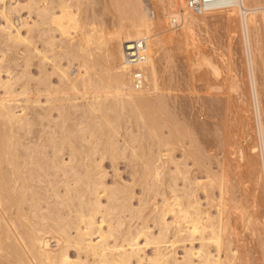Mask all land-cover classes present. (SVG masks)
<instances>
[{
  "label": "bare ground",
  "instance_id": "1",
  "mask_svg": "<svg viewBox=\"0 0 264 264\" xmlns=\"http://www.w3.org/2000/svg\"><path fill=\"white\" fill-rule=\"evenodd\" d=\"M218 15L239 32L246 83L235 56L213 39L209 52L198 42L196 29ZM0 16V264H252L255 245L251 257L264 264V0L199 11L183 0H0ZM180 54L193 74L215 80L203 77L206 90L232 95L242 91L239 80L248 87L238 93H248L245 107L235 105L251 134L240 142L223 135L213 106L214 125L195 119L220 100L215 92L192 97L202 113L188 117L176 98Z\"/></svg>",
  "mask_w": 264,
  "mask_h": 264
},
{
  "label": "rangeland",
  "instance_id": "2",
  "mask_svg": "<svg viewBox=\"0 0 264 264\" xmlns=\"http://www.w3.org/2000/svg\"><path fill=\"white\" fill-rule=\"evenodd\" d=\"M145 1H146L147 3H150V0H145ZM26 2H27V0H11V1H10V0H6V3H7L8 5H9V4H12L13 6H21V5L26 4ZM16 4H17V5H16ZM27 13H28V12H27V11H24V10H21V11H20V14L22 15V18H23L24 20L26 19L30 24H32V23L34 22V20H36V19H35L36 16H35V14H34V16H33V14H32L31 16H29V14H27ZM218 16H219L220 18H219ZM218 16L211 17V19H213V20L216 19L215 21L209 20V22H208L207 25H204V26L202 25V26H200V28L196 29V32H197V34H198V38L200 39L198 42H200L199 44H200L201 46L203 45V46H202L203 49H206V50H208V52H209V50L211 49V47H210L211 44H210L209 40H210V39H213V41L211 40V42H214V41H215V42H214V43H215L214 45H215V47H216L217 49H219V52H221V53H223V54H226V55H228V53H230L231 56H235V57H234V58H235L234 60H233V58L231 59L232 62H235V63H233V66H235V67L233 68V70H234V69L237 70L236 72H238V73L235 72L237 78L240 79V80H245L244 83H246L247 78H246L245 76H246L247 74H245V75L243 74V75H242L243 70L245 69V67L243 68V66L240 65V64L243 63V61H242L243 59L241 60L240 57H244V55L241 56V53H240L241 51H242V53H243V50L241 49V47L243 46V44L240 43V42H241V40H240L241 38H240L239 35H238L239 32H238V34H237V32L235 33L236 28H233V27L231 26V27L233 28V30H232L231 27H228V22H226L227 24L225 23V21H226L227 19H225L224 17H222V16H220V15H218ZM217 17H218L219 19H218ZM221 18H223V19H225V20L222 21L223 19H221ZM218 20H219V21H218ZM221 21H222V22H221ZM217 22H218V23H217ZM223 22H224V24H223ZM0 24H1L2 26L4 25V23H3V19L1 18V16H0ZM219 25H220V26H219ZM221 26H222V27H221ZM225 26H226V27H225ZM227 27H228V28H227ZM212 28H214V29H212ZM223 28H224V29H223ZM229 28H231V30H229ZM222 29H223V30H222ZM226 29H227V31H226ZM22 32H23V34H24L25 30H23ZM213 32H214V33H213ZM225 32H226V33H227V32H228V33H229V32L231 33V34L229 33V34L231 35V39H230L231 41L229 40V36H230V35L227 34L228 37H227V39L225 38V36H227V35H225ZM232 32H233V33H232ZM236 34H237L238 37H236ZM232 35H233V36H232ZM208 36H209V38H208ZM234 36H235V37H234ZM210 37H211V38H210ZM212 37H213V38H212ZM232 37H234V38H232ZM235 38H236V39H235ZM207 39H209V40L207 41ZM223 39H224V40H223ZM225 39H226V40H225ZM227 40H228V41H227ZM203 41H205V43H204ZM229 41H230V42H229ZM232 41H233V42H232ZM261 41H262V42H261L260 45H261L262 49L264 50V35H262V40H261ZM206 42H207V43H206ZM228 42L231 43V44H229ZM208 43H209V44H208ZM232 43H233V46H232V49H233V50H231V45H232ZM238 43H239V44H238ZM204 44H205V45H204ZM240 44H241V46H240ZM209 45H210V46H209ZM228 46H229V47H228ZM206 47H207V48H206ZM209 48H210V49H209ZM229 48H230V49H229ZM242 48H243V47H242ZM0 49H1V48H0ZM228 49H229V50H228ZM230 51H231V52L234 51V52L231 53ZM210 52H211V51H210ZM234 54H235V55H234ZM184 55H185V54H184ZM184 55H183V54H180L181 57L184 56ZM181 57H179L180 60H179L178 58H177V60H176V62L179 60V61L177 62V64H178L177 66H179V67H178V68H179V70H178L179 73H178V74H180V75H179V84H180V85L178 84V86H177L179 90L176 89V92H178V93L176 94V96L179 95L180 92H181L183 95H179V96H177L176 98H179V100H178V99H177V100H178L179 103H181V105H183V103H185L184 100L186 101V105H185V104H184V105H185L186 107L189 106V109L185 107L184 110H186L185 112L189 115L188 117L192 116L191 118H193V117L195 118L196 115H197L198 113H202V112H199V111H201V110H199L200 107L198 106V104L200 105V103H199L200 101L197 102V103L194 101V100L197 98L198 95H199L200 97H201L202 95H203L204 97L207 96V97H206V100H207V98L209 97L207 94H210V92H212V93L215 92V94H214L215 99H214V100H216V99H220V100H221L222 98H223V99L226 98V100H223V99H222L223 101H222V100H221V101H220V100H218V101L216 100L217 102H220V103H221V104L218 103V104L220 105V108H219L218 104L216 105L217 102H216L215 104H213V103H212V104H209V103H208V104H207V107H208V105H209V106L211 105V108H212V109H209V107H208V108L206 109V111H205V115L202 114V115H203V116H202V115L200 114V116H198V115H199V114H198V115H197V118H195V119H197V121H198L199 123H203V124H206V123H207V124H210V122H211L210 120H212V122H213V120L215 119V127H216L217 125H220L219 127H220V129L222 130L221 133H222L223 135H225V134H227V133H230L229 136H230V137H235V139L237 138V141H239V142H240V141L242 140V138L244 137V133H243L244 131H246L248 134H251L250 132H252V131L249 130L250 128L248 129L247 126H245V125H246L245 122L247 121V120H246V117H247L246 115H247V114H246V113H243V112L241 111V108H243V107H245V106H242V107L240 106L242 103H243V105H244V102L240 103L241 98L244 97L243 99L246 100L245 98H246V97L248 98V93H247V96H244V95H245V94H244L243 97H242L241 94H240L241 96L238 94V93H240V92H243V93H244V91H247V89H248V87L246 86L247 84L245 85V86H246V89H245V87H244V83H243L242 81L239 80V83H240V84H243V85H242V91H241V89H240L238 92H233V93H235V94H232L233 96L230 94L231 92L229 93V91L227 92V94H228V95H227V94H226V91H227V90H225L224 88H223L222 90L220 89L221 92L218 91V89H217V91H216V90H215V91H214V90H213V91H212V90H206V89H205V87H206L205 84L207 83V81H206V82L204 81V83H205V84H204L202 80L204 79L203 77H205V79L208 80V81L210 82V81H211V78H210L211 76H210V74L205 73L207 76H208V75L210 76V77L208 76V79H207V78H206V75H204V74L201 73V72H197L199 75H198L197 73H194V74H196V76H197V75L200 76V78H201V75H202V78L200 79V81H202V82H201V84H199L200 81H199V80H198L199 82L197 81V79H199V78L195 79V76H194V74H193L192 71H191L192 68H191L190 65H189V64H190L189 60H188V62H187L188 64L185 65V64H183L182 62L185 63L187 60H186V61H184V60H185V58L187 59V57L184 56L185 58L182 57V59H181ZM1 58H2V53L0 52V59H1ZM236 59H237V61H236ZM239 59H240V60H239ZM258 60H259V70H260V71H259V80H260V98H261V102H262L261 104H263V106H264V52H263V54H262V58H261V60H260V59H258ZM238 61H239V62H238ZM260 61H261V62H260ZM240 62H241V63H240ZM179 63H180V64H179ZM237 63H240V64H237ZM180 65H181V67L183 66L182 68H185L184 66H186V68L188 69V71H183V69H180ZM242 65H244V64H242ZM187 66H188V67H187ZM233 66H232V67H233ZM238 66H239V67H238ZM240 66H241V67H240ZM186 68H185V69H186ZM189 68H190V69H189ZM236 68H239V70L236 69ZM240 68L242 69L241 71H240ZM185 69H184V70H185ZM187 69H186V70H187ZM235 70H234V71H235ZM182 72H183V73H182ZM239 72H240V73L242 72V73L240 74ZM244 72H245V70H244ZM181 73H182L183 75H182ZM186 73H187L188 75H186ZM245 73H246V72H245ZM224 74H225V73H224ZM184 75H186V76H184ZM190 75H191V76H190ZM203 75H204V76H203ZM181 76H182V77L184 76V77L181 78ZM188 76H189V77H188ZM198 76H197V77H198ZM243 76H244V78H242ZM260 76H261V77H260ZM186 77L188 78L187 80H189V82H188L187 84H185V83L187 82ZM180 78H181V79H180ZM184 78H185V79H184ZM193 78H194L196 81H195ZM212 78H213V77H212ZM183 79H184L186 82L183 81ZM212 81L215 82V80H213V79H212ZM212 81H211V82H212ZM230 81H231V78L228 76V77H227V82L230 83ZM180 82H181V83H180ZM183 82H184V83H183ZM195 82H198V83H197L198 85H197ZM202 83H203L204 85H202ZM193 84H194L195 86H199V87H200V85H201V87L203 86L204 89L202 90L203 87H202V88L200 87L199 89H197V90H200V91L197 92L196 90H194L196 87L193 86ZM186 85H187V86H186ZM179 86H182V88L184 87L185 89L187 88V89H189V90L187 91V89L185 90V89L183 88V89H184V91H183V89L180 88ZM191 87H192V89H191ZM225 87H226V86H225ZM197 88H198V87H197ZM181 89H182V90H181ZM226 89H227V87H226ZM177 90H178V91H177ZM201 90H202V92H201ZM223 90H224L225 92H224ZM243 90H244V91H243ZM179 91H180V92H179ZM190 91L193 92V93L196 91V92H197V93L195 92V95H196V96H195L193 93H190ZM222 91H223L224 93H223ZM176 92H175V90L173 91L174 94H175ZM183 92H185V94H184ZM186 92H189V93H186ZM199 92H200V93H199ZM208 92H209V93H208ZM201 93H202V94H201ZM205 93H207V94H205ZM216 93H218L219 95L216 94ZM220 93H221V94H220ZM188 94H189V95L192 94V96H188ZM224 94H226V95H224ZM184 95H185V96H184ZM186 95H187L188 97H190L191 99H188V97H187ZM222 95H224V96H226V97H224V96H222ZM229 95H231V96L233 97L234 100H233V99L231 100V96H229ZM180 96L183 97V98H182L183 100H180V98H181ZM219 96H220V97H219ZM228 96H229V97H228ZM184 97H185V98H184ZM192 97H193L194 100L192 99ZM202 98H203V97H202ZM202 98H201V99H202ZM228 98H229V100H228ZM186 99H187L188 101H187ZM209 99H210V97L208 98V100H209ZM190 100H193V101L190 102ZM199 100H200V99H199ZM214 100H213V101H214ZM227 100H228L229 102H228ZM213 101H212V102H213ZM224 101H225V103H226V105H227L226 107H225V105H224ZM182 102H183V103H182ZM230 102H231V104H230ZM191 103H193V104L195 103L197 106H194L195 104L193 105V104H191ZM228 103H229L230 105H228ZM235 104H236V105H239V104H240L239 106H240L241 108L238 107V106H236ZM184 105H183V106H184ZM190 105H193V106L190 107ZM245 105H246V104H245ZM212 106L215 107V108H214L215 111L213 110V107H212ZM228 106H229V107L231 106V107L229 108ZM235 106H236V108H235ZM192 107H194V108L192 109ZM237 107H238L239 109H238ZM190 108H191V109H190ZM196 108H197V109H196ZM226 108H227V109H226ZM228 108H229V109L232 108V109H231V112H233V114H232L233 116L230 114L231 112H228V111H230ZM233 108H234V110H235V109H236V110L234 111ZM194 109H195L196 111H195ZM219 109L221 110L220 112H219ZM237 109H238V111H237ZM187 110H188V112H187ZM189 110H190V112H189ZM192 110L195 111V112L193 111V115H191V111H192ZM210 110H211V112L214 111V115L216 114V115H215V118L213 117L214 119H211V117H212L213 115L210 114ZM212 110H213V111H212ZM226 110H227V112H225ZM232 110H233V111H232ZM202 111H203V110H202ZM207 111H208V113H207ZM223 111H224V112H223ZM234 112H235V115H234ZM203 113H204V111H203ZM226 113H227L228 116L226 115ZM208 114H210L211 117H210V115H208ZM229 114H230V115H229ZM194 115H195V116H194ZM220 115H222V116H220ZM224 115L226 116L227 119L225 118V120L223 121L222 118L225 117ZM206 116H207V117H206ZM230 116H232V117H230ZM208 117H209V119H208ZM242 117H243V118H242ZM191 118H190V119H191ZM199 118H200V120H199ZM205 118H206V119H205ZM228 118H230L231 120H230V121H227ZM217 119H221V121H223V122L226 121V122H225L224 124H223V122L220 124V123H219L220 120H217ZM204 120H205V121H204ZM207 120H208V121H207ZM221 121H220V122H221ZM212 122H211V125H214V124H213L214 122H213V123H212ZM222 124H223L225 127H226V125H227L226 129H229V130H227V131H226V129L224 130V129H223L224 126H223ZM225 124H226V125H225ZM243 125H244V126H243ZM222 126H223V128H222ZM228 126H229V127H228ZM217 127H218V126H217ZM242 128H243V129H242ZM245 128H246V129H245ZM240 129H241V130H240ZM223 130H224V132H223ZM228 131H229V132H228ZM226 132H227V133H226ZM231 134H232V135H231ZM227 135H228V134H227ZM207 136H208V135H207ZM207 136H203V137H204V138H203V141H210V139H212V140H211L212 142L210 141L211 143H213V142L215 141V138H216V137H215V138H212V137H213L212 134H211L212 137L209 135V136H210V138H209V136H208L209 139H208V138H205V137H207ZM215 136H216V135H215ZM239 137H240V138H239ZM241 137H242V138H241ZM204 139H207V140H204ZM213 139H214V141H213ZM238 139H239V140H238ZM240 139H241V140H240ZM215 145H217V147H216ZM215 145L213 146V148L216 147V148H215V159H216V160H217V159H218V160H221L222 157H223V155H224V150H223L221 144H219V143L217 144V142H215ZM219 145H220V146H219ZM244 145L246 146L245 142H244ZM179 154H180V155H179ZM176 155H177V158H181V153H180V152H177ZM66 159H67V157H66ZM216 160H215V161H216ZM213 166H214L215 169H217V168H216V167H217V164H216V163H215V165H213ZM105 167H106L105 169H106V170L109 172V174H110V175L108 176L109 178L107 179V180H108V183L111 184V183L113 182V179H114V178H113V177H114V176H113V174H114L113 171H114V170L112 169V166H111V164H110L108 161L105 163ZM118 167H119V169H120V171H121V173H122V178H123L125 181H129V180H130V176H128V175H129V169H128V166L126 165V163L124 164V162H120L119 165H118ZM126 167H127V168H126ZM243 167H245V168L247 169V166H246V165H244ZM111 175H112V176H111ZM199 175H200V176H199ZM198 176H199V177H203L202 174H198ZM244 180H245V179H244ZM247 182H248V183H247ZM247 182L244 183V184H245V185H243L244 188L246 187L247 190H248V188L250 187V189L252 188V189H251L252 191H251L250 189H249L248 191H249V192H253V187H254V185L252 186V184H250L252 187H251V186H248L249 183H250V181L247 180ZM252 183L254 184V182H252ZM246 185H247V186H246ZM258 189H259V188H257V189L254 190V192L256 193L257 196L261 193L260 190H259V192L257 191ZM139 191H140V190L137 189V192H138V193H139ZM243 193H244V194H243ZM257 193H259V194H257ZM237 194H239V193H237ZM242 195L244 196L243 198L247 200V196L249 195V193L242 191ZM246 195H247V196H246ZM202 196H203V195H202ZM260 196H261V194L259 195V197H260ZM263 207H264V206H262L261 208H263ZM259 210H260V209H259ZM263 210H264V208H263ZM260 211H262V210H260ZM105 228H106V227H105ZM254 243H255L254 240L251 239V240H250V244H249V249H251V248L255 245ZM196 244H197V243H196ZM253 244H254V245H253ZM256 247H257V246L255 245V247H254L255 250H254V248H253V250H252L253 252H252V253L250 252L251 254L249 253V254H250L249 257H250V260H252V264H258V263H259V258H258V260H257V259H256L257 257H255V258H253V259H252V257H251V256L254 257V256H256L257 254H259V253H257L258 251H256V250H257ZM255 251H256V253H255ZM181 252H182V253H181ZM147 253H149V254L152 253V250L148 248V249H147ZM178 253H179V254H177V255H178V258L181 260V259H182V255H183V251H182L181 249H179V250H178ZM253 253H254V254H253ZM252 254H253V255H252ZM257 256H258V255H257ZM257 262H258V263H257Z\"/></svg>",
  "mask_w": 264,
  "mask_h": 264
},
{
  "label": "built area",
  "instance_id": "3",
  "mask_svg": "<svg viewBox=\"0 0 264 264\" xmlns=\"http://www.w3.org/2000/svg\"><path fill=\"white\" fill-rule=\"evenodd\" d=\"M185 2V4L190 7L191 9H193L194 11H199L204 7H209L211 5H214L215 3H219L222 1H226V0H183ZM136 56L135 55H131L130 59H134ZM141 75H137V86H141V82H140V77Z\"/></svg>",
  "mask_w": 264,
  "mask_h": 264
}]
</instances>
